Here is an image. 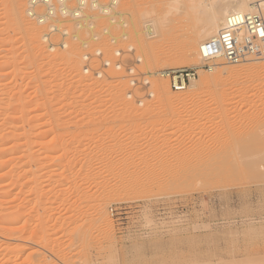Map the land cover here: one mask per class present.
<instances>
[{
  "label": "rangeland",
  "instance_id": "374dc122",
  "mask_svg": "<svg viewBox=\"0 0 264 264\" xmlns=\"http://www.w3.org/2000/svg\"><path fill=\"white\" fill-rule=\"evenodd\" d=\"M100 1L106 3L109 0ZM176 1L119 0L116 10L122 8L124 27L111 25L109 18L101 16L98 9L86 6L87 12L102 18L96 17L92 21L97 27L94 32L98 42L89 40L91 34L86 30L85 33L79 30V36L87 40L86 44L82 46L75 38L67 36V41L76 40L77 44L73 41L72 48L60 54L61 34L56 33L53 42L59 51L55 48L49 50L45 46L48 43L37 37L39 42L30 44L23 38L26 26H20L23 30L19 32L23 35L21 37L14 32L17 25L7 21L6 14L13 0H0V103L3 101L0 105L5 104L0 106V113L4 116L8 113L5 117L0 115L4 117H0L4 121L0 122V129L5 126V132L2 134L0 130V133L2 137L8 136L6 139L12 145L5 144V138L4 142L0 138V143L13 151L10 155L15 172L13 185L17 183L13 186L12 198H2L4 202L11 201L4 206L7 204L13 209L0 207V232L10 230L12 234V238H1L9 250H0V264H264V160L255 161L251 152L246 159L241 152L244 157L240 162V151L236 150L237 155L233 148L236 140L251 139L250 135L258 132L264 140V70L258 73L259 85L251 81L257 72L249 68L259 63L241 62L233 66L225 62L226 67L249 65V69L237 74L225 90L220 86L224 80L221 79L216 92L205 87L196 88L193 97L174 100L171 104L163 96L152 95L151 104L144 107L135 104L138 106L129 109L133 115L119 109L142 96L141 84L136 83L134 88V81H131L139 82L147 77L142 75L146 65H153V70L167 71L193 68L197 79L200 72L207 73L204 62L194 64L178 57L185 30L191 26L188 21L191 10L187 9L188 0ZM69 2L70 6L76 5L75 0ZM22 3L25 11L28 0ZM146 5L148 13H139V8ZM164 14L169 19V26L176 25V28L168 26L163 41L155 35L156 38L148 40L151 48L145 46V50V42L141 40L145 37L141 31L145 22ZM115 19H119L118 16ZM38 27L39 34L48 29L47 24ZM66 27L69 34L75 30L71 23ZM107 27L111 33L106 36L103 29ZM134 27L143 33L139 34L142 36H139L140 43L143 42L140 48L136 45ZM123 31L129 37H121ZM111 35L118 37L117 43ZM7 40L11 42L9 45ZM33 44L35 47L42 45L50 55L29 53ZM151 49L156 50L157 56L149 60L150 64L143 55L147 57ZM98 50L100 55H97ZM55 51L59 53L53 55ZM169 55H177L179 62L159 63L164 56L172 58ZM125 56L128 60L122 61ZM103 61L109 62L107 67L102 65ZM116 67L123 70L119 73L116 69L121 77L115 74ZM99 70L102 74H96ZM162 79L170 87L169 77ZM169 89L184 96L185 90ZM222 93L225 98L221 97ZM194 98L198 103L195 104ZM30 101L39 103L32 105ZM42 101L43 105H40ZM6 104L9 107L14 104L17 110L12 111L13 107L10 109ZM38 104L45 110L38 109ZM34 105L38 108L35 109ZM164 107L166 110L163 111ZM47 109L49 114V109L54 111L56 118L52 120ZM26 114L29 119L25 118ZM21 115H25V120ZM197 118L207 121L210 127L213 125L209 135L202 136L205 146L200 147L201 150H210L206 161L185 158L190 152L189 148L186 149L188 138L201 136V126L187 122ZM43 120L48 123L38 125ZM10 121H14V125ZM9 126L13 130L7 129ZM183 131L188 137L177 144V134ZM11 132H14L13 137ZM176 145L178 149L182 146L186 153L176 149ZM250 147V150L254 149L253 144ZM258 151L252 153L255 155ZM251 160L258 163L246 167ZM194 174L204 177H200L199 182L193 178ZM99 182L105 185V191ZM100 200L106 201L101 208L108 217L107 221L95 214Z\"/></svg>",
  "mask_w": 264,
  "mask_h": 264
},
{
  "label": "bare ground",
  "instance_id": "6f19581e",
  "mask_svg": "<svg viewBox=\"0 0 264 264\" xmlns=\"http://www.w3.org/2000/svg\"><path fill=\"white\" fill-rule=\"evenodd\" d=\"M22 1L23 0H13V2H12V4L11 5H9V6H7V7H9L8 8V11H7V14H6V17H7V21H8V23L9 22H11V23H15L16 25H17V28H15L16 29V31H15V29H14V32L17 34V32H18V34H19V32H22L23 30H21L20 29V26H22V25H25L26 27H25V31H23V34H24V37H23V35L22 34H19V35H22L21 37H23V38H26V40H28L29 42H30V44H32V42H39V40L37 41L36 40V37L37 38H40V40L42 39V41H46V43H48V45L46 44L45 46H47L48 48H49V50H54V35H56V33L58 34H61V36H62V40H61V42L59 43V47L61 48V50H60V54H63V53H65V52H67V50H70L71 48H72V46L73 45H71V44H73L72 42L74 41H72L71 42V40L69 41H67V39H66V37L67 36H70V37H72V38H75L78 42H79V44H81L82 46H84L85 44H86V42H87V40H84V39H82L80 36H82V35H80L79 36V33H80V31L79 30H83L84 31V33H85V30L88 32V33H90L91 35H90V37H89V40H95L96 38H95V36L97 35L95 32H94V28H96L97 29V27H95V25H94V23L92 22L93 21V19H95L96 17L98 18V17H100L101 18V16H103L104 15V17L106 16V17H108L109 18V23L112 25H114V24H117V25H119V26H121V27H124V23H125V20L123 19L124 17H123V12L121 11L122 10V8H121V10L120 11H118V10H116L117 8V4H118V2H119V0H109L108 2H106V3H102V1H100V0H75V2H76V5H72V6H70L68 3H70L69 1L70 0H58L59 1V8H58V10L61 12V14H65V13H68L69 15H70V17H64V18H53L52 17V14H53V10L55 9V6H54V3H53V1L54 0H28V5H27V8L25 9V11H24V7H23V3H22ZM123 1V0H122ZM174 1V0H173ZM209 1V0H208ZM207 0H188V4L186 3V5H188L189 6V8H187V9H190L189 11H190V16H189V12H187V14H188V16L189 17H191V19L190 20H188V21H190L191 22V26L190 27H188L189 25L187 24V26L186 27H188V28H186V33H182L183 35H184V38H183V40L180 42L181 43V45H180V51H179V58H180V60L182 59V60H184V61H186V62H192V63H194V64H197L198 62H203L202 61V58H201V52H200V46H201V44H202V42L204 41V40H206L207 38H210V37H213V36H215L217 33H218V31H219V29H220V27L222 26V24H223V22H224V20H225V18H226V16L229 14V13H231V12H235V11H238V12H243V13H245V12H251V11H253L254 9H256V8H262V9H264V0H234V1H226V0H210L209 2H208ZM72 2V1H71ZM160 2V1H159ZM176 2H178V0L176 1ZM180 2H182V0L180 1ZM183 2H185V0L183 1ZM179 3V2H178ZM177 3V4H178ZM39 4H43L45 7H44V10H42V8L41 9H39L38 8V5ZM123 4V3H122ZM185 5V4H184ZM5 6V8H7ZM86 6H90V8H92V9H98V11L100 12V15L101 14H103V15H99V16H97V14H96V16L94 15V14H90L89 12H87L86 11V9H85V7ZM161 6V5H160ZM138 8H139V6H137ZM174 7V6H173ZM177 9H178V7H176ZM179 8H180V5H179ZM185 8V9H186ZM36 9V10H35ZM140 10H139V13H144V11L146 12V13H148V11H149V7L146 5V6H142L141 8H139ZM182 9H184V8H182ZM136 10H137V8H136ZM151 10V9H150ZM175 10V9H174ZM9 12V13H8ZM181 12V11H180ZM185 12H186V10H185ZM98 13V12H97ZM138 13V12H137ZM183 14H185V13H183ZM187 14H186V17H187ZM35 16V17H34ZM116 16H118V18L119 19H115L116 18ZM157 17H156V19L154 20V21H156L157 22V24L158 25H156V22H154V21H150V20H148V21H150V22H145L146 24H144V29L143 30H141L144 34H145V37L142 39L141 38V40H143V42H145L144 43V46H143V42H141L140 43V38H139V34H141L142 32H139L138 30H136V28L134 27L133 29H134V36L136 37V39H137V44H136V42H135V44L137 45V47H142L143 46V48L146 46H148L149 48H151V46H149V41L148 40H152V39H154V38H156L157 36L159 37V38H161L160 40H162V39H164L166 36H167V33H168V29H167V27L169 26V22H167V20L169 21V19L167 18V16H165V14L164 15H156ZM159 16V17H158ZM182 17H185V16H182ZM182 17H180L181 19H182ZM131 18V17H130ZM148 18V17H147ZM173 18H175V16L173 17ZM39 19H41V21H39ZM45 19L47 20V21H45ZM102 19V18H101ZM107 19V18H106ZM115 19V20H114ZM185 19V18H184ZM99 20V19H98ZM178 20V19H177ZM171 21H174V20H171ZM179 21H180V19H179ZM103 22V21H102ZM181 22V21H180ZM73 24L74 25V31L73 32H71V34H69L68 33V29H67V27H69V26H67L66 27V25L67 24ZM105 23V22H104ZM177 23V22H176ZM175 23V24H176ZM186 23V22H185ZM45 24V26H46V24L48 25V29H47V31H44V32H41V34H39V31L40 30H38V28L40 29V27H38V26H41V25H44ZM174 24V23H173ZM180 24V23H179ZM11 25V24H10ZM100 25V24H99ZM98 25V26H99ZM102 25V24H101ZM107 26V25H106ZM109 26V25H108ZM132 26H134V25H132ZM156 26H158V28L156 27ZM171 26H176V25H171ZM171 26H169V27H171ZM12 27H14V25L12 26ZM65 27H66V29H65ZM71 27V26H70ZM8 28H10V27H8ZM44 28V27H43ZM100 28V27H99ZM113 28V27H112ZM176 28V27H175ZM11 29V28H10ZM100 29H102V28H100ZM105 29H107L106 31H105ZM105 29H103L104 30V35H106L107 33H111V32H109V28L107 27V28H105ZM181 29V28H180ZM17 30H19V31H17ZM21 30V31H20ZM43 30V29H42ZM46 30V29H45ZM67 30V31H66ZM112 30V29H111ZM169 30H170V28H169ZM183 30V29H182ZM173 31V30H172ZM83 33V32H82ZM81 33V34H82ZM142 33V34H143ZM177 33V32H176ZM96 34V35H95ZM87 35V34H86ZM108 35V34H107ZM106 35V36H107ZM127 35H128V33H126L125 31H123L122 33H121V37H123V38H125V37H127ZM155 35H157V36H155ZM178 35V34H177ZM183 35H182V37H183ZM40 36V37H39ZM99 36V35H98ZM144 36V35H143ZM103 37V36H102ZM128 37H129V35H128ZM140 37H142V36H140ZM181 37V38H182ZM18 38V37H17ZM20 38V37H19ZM69 38V37H68ZM85 38V37H84ZM108 38H109V36H108ZM111 38H112V40L115 42V43H117L116 42V40H117V38L118 37H116V36H112L111 35ZM180 38V37H179ZM180 38V39H181ZM10 41H11V39L10 38H8ZM134 39V38H133ZM57 40V39H56ZM74 41L75 43V45L77 44V41ZM88 40V41H89ZM106 40V39H105ZM6 41V40H5ZM8 41V40H7ZM28 41H26V43L28 42ZM96 41H97V39H96ZM99 41H101V40H99ZM126 41V40H125ZM136 41V40H135ZM163 41V40H162ZM9 42V41H8ZM7 42V43H8ZM23 42H24V40H23ZM28 42V43H29ZM58 42V41H57ZM56 42V43H57ZM92 42V41H91ZM98 42V41H97ZM96 42V44H98ZM131 42V41H130ZM158 42V41H157ZM161 42V41H160ZM179 42V41H178ZM11 42H9L8 43V45L10 44ZM27 43V44H28ZM103 43V42H102ZM106 43V42H105ZM105 43H103V44H105ZM126 43H129L128 42V40H127V42ZM24 44H25V42H24ZM30 44H28V45H30ZM45 44V43H44ZM107 44V43H106ZM108 44H109V42H108ZM111 44V43H110ZM146 44V45H145ZM148 44V45H147ZM12 45V44H11ZM15 45V44H14ZM23 45V44H22ZM26 45V44H25ZM26 46V49L29 47V46ZM75 45H74V47H75ZM88 45H89V43H88ZM88 45H86V46H88ZM102 45V44H101ZM132 45H134V44H132ZM132 45H130V46H132ZM142 45V46H141ZM151 45V44H150ZM154 45V44H153ZM31 46V45H30ZM34 46V47H33ZM33 46L32 47H30V50H31V48H32V50L31 51H29V53L30 52H32L35 56H37L38 54H44V53H47V51H46V49H45V47H42V45L40 46V45H38V47H35V44H33ZM55 46H57V44L55 45ZM81 46V47H82ZM96 46V45H95ZM123 46V45H122ZM9 47V46H8ZM11 47V46H10ZM23 47H24V45H23ZM73 47V48H74ZM137 47H135L136 48V51L138 50V48ZM146 47H145V50H146ZM147 47V48H148ZM15 48V47H14ZM45 50H44V49ZM47 48V49H48ZM87 48V47H86ZM85 48V49H86ZM90 48H91V46H90ZM100 48V47H99ZM9 49V48H8ZM56 49V48H55ZM67 49V50H66ZM133 49H134V47H133ZM12 50H13V48H12ZM15 50V49H14ZM17 50V49H16ZM23 50H24V48H23ZM22 50V51H23ZM28 50H29V48H28ZM56 50H58V48L56 49ZM73 50V49H72ZM107 50V49H106ZM148 50V49H147ZM10 51V50H9ZM50 51V52H51ZM59 51V50H58ZM58 51H55V52H52L53 53V55L54 54H58L59 52ZM76 51V50H75ZM82 51V50H81ZM88 51V50H87ZM134 51V50H133ZM135 51V52H136ZM141 51V50H140ZM156 50L154 49V50H149L148 52H147V57H145V55H143V57L146 59V61L147 62H149V60H151V59H153L154 57H156L157 55L155 54L156 52H155ZM159 51V50H158ZM178 51V50H177ZM27 52V51H26ZM70 52H72L73 53V51H70ZM70 52H68V53H70ZM80 52V51H79ZM142 52V54L144 53V50L143 51H141ZM140 52V53H141ZM12 53H14L15 54V51L13 52L12 51ZM12 53H10V55H12ZM91 53V52H90ZM93 53V52H92ZM138 53V52H137ZM139 53V54H140ZM47 54H49V51H48V53ZM46 54V55H47ZM59 54V55H60ZM73 54H75V53H73ZM121 54V53H120ZM126 54V53H125ZM146 54V53H145ZM25 55H28V53L26 54L25 53ZM50 55V54H49ZM70 55H71V53H70ZM116 56H112V57H116V58H118V54H115ZM123 55V54H122ZM173 55V54H172ZM178 55V54H177ZM177 55L174 57V56H171V55H169L170 57H172V58H169V57H167V56H164V57H162V58H160V61H159V63L160 62H162V65L164 64V63H166V62H168L169 60L170 61H173V63H174V61L176 62V60H177ZM13 57H14V55H12ZM111 57V58H112ZM128 57V56H127ZM199 57V58H198ZM12 57H10V59H11ZM111 58H110V60H111ZM129 58V57H128ZM130 58H132V57H130ZM143 58V59H144ZM158 58V57H157ZM122 59V58H121ZM124 59L125 60H128V59H126V56L123 58V60L122 61H124ZM141 59H142V57H141ZM109 60V61H110ZM113 61L114 60H116L115 58H113L112 59ZM111 60V61H112ZM118 60V59H117ZM157 60V59H156ZM5 61H7V60H5ZM90 61V60H89ZM119 61V60H118ZM122 61H120V64L121 63H123ZM152 61V60H151ZM158 61V60H157ZM114 62H117V61H114ZM177 62H179L178 60H177ZM226 61H224V59H222L221 57H216V58H214L213 59V61L210 63V65H209V67L207 68V69H205V71L207 72V73H203V74H201V72L199 73V78L197 79L196 77H194L195 76V73H196V71H195V73H194V76H192V75H190V78H189V83H188V85H187V87L184 89L185 90V92H183V94H184V96L182 95V94H178V95H176V94H174V93H172V91L169 89L170 87H168V84H167V82L164 80V79H162L163 77H168V75H169V71H167V70H153V68H152V66L153 65H151V67L149 66H147L146 65V70L142 73V75H145V76H147V77H145V76H143V77H145L142 81H139V79H138V81L139 82H135V80H132L131 81V83L133 84H131L134 88H136V83H140L141 85H140V88L143 90V93H142V96L139 98V99H132L126 106H124L125 108H119V109H121V110H123V111H125L126 113L128 112V114L129 113H131V115H133V113L132 112H130L131 111V109L132 108H134L135 106H147V105H149V103L151 102V101H153L152 99H153V96L152 95H157V96H163V98L168 102V104H171V102L172 101H174V100H181V99H184V98H189V97H193L194 96V94L197 92L196 91V88H200V87H202V88H207V89H209L210 91H215L216 90V87L218 86V84H220L219 82H220V80L221 79H224L223 80V83H221V87L223 88V90H225L224 88H228V86H229V84L232 82V80H234V78H235V76L237 75V74H242V73H244V71H246L247 69H249V68H251L252 70H254L255 72H257V73H255L256 75V77H254V79H252L251 81H253V83L254 84H257V82H258V80H259V75H258V73L259 72H261L262 70H264V59L263 60H255V58L254 59H247L246 61H243L242 62V64H252L253 62H255V63H259V65H254V66H249V65H247V66H249V68L247 67V66H242V67H239V68H234V67H230V66H228V67H226L224 64H226L225 63ZM51 63V62H50ZM87 63V62H86ZM92 63V62H91ZM90 63V64H91ZM146 63V62H145ZM144 63V64H145ZM150 63V62H149ZM171 63V62H170ZM181 63V62H180ZM2 64V63H1ZM53 64H55V63H53ZM53 64H52V67H53ZM143 64V65H144ZM146 64H148V63H146ZM151 64V63H150ZM49 65V64H48ZM89 65V64H88ZM118 65V64H117ZM116 65V66H117ZM156 65V64H155ZM222 65H224V66H222ZM233 66H234V64H232ZM50 66V65H49ZM54 67H55V65H54ZM88 67V66H87ZM90 67H93V66H90ZM154 67V66H153ZM162 67V66H161ZM123 68V67H122ZM116 69H119V67H116L114 70H116ZM156 69V68H155ZM183 69V68H182ZM122 70V69H121ZM121 70L119 69V73L121 72ZM140 70V69H139ZM123 71V70H122ZM194 71V70H193ZM115 72V71H114ZM119 73H117V70H116V73L115 74H117V76L118 75H120ZM140 73V74H141ZM135 74H136V72H135ZM140 74H138L139 76H141ZM224 78H223V77ZM118 77H121V75L120 76H118ZM136 78H137V76H135ZM142 77V78H143ZM160 77V78H159ZM124 79V78H123ZM122 81V80H121ZM118 84H119V82H118ZM258 84H259V82H258ZM138 85V84H137ZM260 85V84H259ZM116 86H118V85H116ZM120 86H121V83H120ZM220 87V88H221ZM256 87H257V85H256ZM259 87V86H258ZM129 88V87H128ZM127 88V89H128ZM139 88V87H138ZM241 89V88H240ZM124 90V89H123ZM184 90H182V91H184ZM127 91V90H126ZM196 91V92H195ZM260 91V90H259ZM262 91V90H261ZM128 92H129V89H128V91L126 92V95L128 94ZM216 92V91H215ZM218 92V91H217ZM219 92H220V90H219ZM226 92V91H225ZM263 92H264V90H263ZM124 93H125V90H124ZM124 93H122V95H125ZM224 93V92H223ZM223 93H222V95H221V97L223 96ZM211 94V93H210ZM215 93H213V95H214ZM219 94V93H218ZM261 94V93H260ZM15 95V94H14ZM19 95H21V94H19ZM18 95V96H19ZM219 95V96H220ZM227 95H228V93H227ZM17 96V95H16ZM22 96V95H21ZM20 96V97H21ZM59 96V95H58ZM61 96H63L62 94H61ZM66 96H67V94H66ZM212 96V95H211ZM260 96V95H259ZM261 96H263V95H261ZM260 96V97H261ZM19 97V98H20ZM64 97V96H63ZM74 97V96H73ZM72 97V98H73ZM224 97V96H223ZM225 97H226V95H225ZM224 97V98H225ZM56 98V97H55ZM60 98V97H59ZM62 98V97H61ZM65 98V97H64ZM64 98H62V99H64ZM1 99V98H0ZM3 99V98H2ZM10 99H12V98H10ZM21 99H23V96L21 97ZM46 99V98H45ZM51 99V98H50ZM52 99H53V97H52ZM71 99V98H70ZM194 99H196V98H194ZM223 99V98H222ZM16 100V99H15ZM14 100V101H15ZM25 100V99H24ZM48 100V99H47ZM12 102H13V100H11ZM19 101V100H18ZM17 101V102H18ZM49 101H51V100H49ZM60 101V100H59ZM67 101V100H66ZM194 102H195V104H196V102L198 101V99H196V100H193ZM3 101H1V103H2ZM4 102H6L7 103V101H4ZM8 102H9V100H8ZM16 102V101H15ZM15 102H14V104H15ZM34 102V101H33ZM33 102H31L30 101V103L33 105V104H36L37 105V103H39V102H36V103H33ZM51 102H53V100L51 101ZM56 102V101H55ZM65 101H63V103H64ZM67 102H69V101H67ZM66 102V103H67ZM138 102V103H137ZM264 102V101H263ZM0 103V104H1ZM11 103V102H10ZM46 103V102H45ZM66 103H64V104H66ZM198 103V102H197ZM8 105H9V103H7ZM6 104V106H8ZM14 104H13V106H12V104H11V107H9L12 111H15V110H17V109H14L15 107H14ZM19 104V103H18ZM27 104H28V102H27ZM30 104V105H31ZM43 105V101L42 102H40V105ZM47 104H48V102H47ZM47 104H45V106L47 105ZM52 104H54V103H52ZM56 104V103H55ZM59 104H61V102L59 103ZM58 104V105H59ZM69 104V103H68ZM135 104H138V105H135ZM151 104V103H150ZM194 104V103H193ZM192 104V105H193ZM225 104V103H224ZM2 105H5V104H2ZM2 105H0V106H2ZM39 105V104H38ZM39 105V106H40ZM50 105V104H49ZM133 105H134V107H133ZM17 106V105H16ZM21 107H22V105H20ZM54 106V105H53ZM56 106V105H55ZM197 106V105H196ZM25 107V106H24ZM33 107H35V105L33 106ZM32 107V108H33ZM52 107V106H51ZM191 107V106H190ZM193 107H194V105H193ZM222 107H223V105H222ZM1 108V107H0ZM3 108V107H2ZM17 108V107H16ZM26 108V107H25ZM36 108H38L37 106L35 107V109ZM41 108H43V106H40V108H38V109H41ZM49 108V107H48ZM53 108V107H52ZM54 108H56V107H54ZM131 108V109H130ZM192 108V107H191ZM232 108V107H231ZM234 108V107H233ZM236 108V107H235ZM7 108H5V110H6ZM14 109V110H13ZM57 109V108H56ZM129 109H130V111H129ZM1 110H3V109H1ZM8 111H9V109H7ZM22 110V109H21ZM27 110V109H26ZM30 110H32V109H30ZM43 110H45V107L43 108ZM50 110V114H49V112H48V109H47V114L48 115H51V119L53 120V118L55 117L56 118V114H55V112L54 111H51V109H49ZM164 110H166L165 109V107L163 108V111ZM189 110V109H188ZM196 110V109H195ZM12 111H10V112H12ZM41 111V110H40ZM194 111V110H193ZM3 112V111H2ZM6 112V111H5ZM4 112V113H5ZM27 111H25V113H26ZM29 112V111H28ZM57 112H59V111H57ZM95 112V111H94ZM119 112H120V110H119ZM144 112V111H143ZM145 112H146V110H145ZM178 113H179V111H177ZM7 113V112H6ZM5 113V116L6 115H8V113L6 114ZM16 113V112H15ZM15 113H14V115H15ZM40 113H42V112H40ZM96 113V112H95ZM100 113V112H99ZM175 113H176V111H175ZM196 113V112H195ZM198 113V112H197ZM2 113H0V115H1ZM24 114V113H23ZM93 114V113H92ZM174 114V113H173ZM204 114V113H203ZM205 114H207L206 112H205ZM209 114V113H208ZM207 114V115H208ZM3 115V114H2ZM11 114L9 113V116H10ZM16 115H18V114H16ZM15 115V116H16ZM31 115V114H30ZM56 115V116H55ZM61 115V114H60ZM130 115V114H129ZM175 115V114H174ZM176 115H178L177 113H176ZM194 115V114H193ZM4 116V115H3ZM4 116V117H5ZM13 116V115H12ZM22 116V118L25 116V115H21ZM20 116V117H21ZM28 116H29V114H28ZM46 117H47V115H45ZM59 116V115H58ZM96 116V115H95ZM94 116V117H95ZM98 116H99V114H98ZM0 117H2V116H0ZM4 117H2L3 119H4ZM32 118H35V117H33V116H31ZM92 117V116H91ZM196 117H197V115H196ZM12 118V117H11ZM14 118V117H13ZM22 118L20 119V120H22ZM25 118H28L27 117V114H26V117ZM30 118V117H29ZM28 118V119H29ZM48 118V117H47ZM49 118H50V116H49ZM58 118V117H57ZM95 118H97V117H95ZM9 119H10V117H9ZM16 119V117L13 119V120H15ZM92 119V118H91ZM197 119H199V118H197ZM197 119H191L190 121H188L187 120V122L189 123V124H192V125H200L201 126V129H202V132H201V136L200 135H196V136H194V137H192V136H190L189 138H188V141L186 142L187 143V148L186 149H190V152H188L187 154V157H185V158H189L188 159V161L190 160V161H201V160H207V158L208 157H210L209 156V152H210V150H209V148L207 149V150H201V148L200 147H204L205 146V142H204V138L202 137L203 135L205 136V135H209V133L211 132V130H212V126L210 127V124H207L208 122L207 121H201L200 119L199 120H197ZM23 120H25L24 118H23ZM41 120V119H40ZM173 120V119H172ZM56 121V120H55ZM233 121V120H232ZM0 122H2V120H0ZM4 122V121H3ZM2 122V123H3ZM5 122H6V119H5ZM10 122H12V121H10ZM14 122V121H13ZM13 122H12V124H13ZM20 121H18V123H19ZM52 122V121H51ZM170 122V121H169ZM172 122V121H171ZM186 122V121H185ZM185 122H182V123H185ZM207 122V123H206ZM226 122V121H225ZM6 123H8V121L6 122ZM16 123V122H15ZM39 123V122H38ZM46 123H48V122H44V120L43 121H40V123L38 124V125H40V126H44ZM50 123V122H49ZM53 123V122H52ZM173 123V122H172ZM229 123V122H228ZM5 124V123H4ZM20 124V123H19ZM55 124H56V122H55ZM7 125V124H6ZM14 125V124H13ZM13 125H11L12 127H13ZM21 125V124H20ZM35 125H36V123H35ZM11 126H9V128H7V129H10L11 128ZM18 126V125H17ZM16 126V127H17ZM23 126V125H22ZM32 126H34V125H32ZM1 127H3V125H1ZM5 127V126H4ZM4 127L2 128V129H0V130H2L1 131V133L2 132H5V131H3V129H4ZM6 127H8V126H6ZM36 126H34V128H35ZM38 127V126H37ZM33 128V127H32ZM6 129V128H5ZM12 130H13V128H11ZM10 129V130H11ZM214 129V128H213ZM15 130V129H14ZM9 131V130H8ZM8 131H6L7 133H8ZM17 131V130H16ZM258 131V130H257ZM0 133V138L2 139V142H4L3 140H4V138L6 139V137H8V136H3L2 137V134ZM12 133V137H13V134H14V132H11ZM179 133V132H178ZM259 133V132H258ZM258 133L257 134H252V135H254V137L252 136V135H250L249 137L251 138V139H247V137L246 138H244V140H236L234 143H233V148H235L234 150L236 151H240V156L238 155V153H237V151H236V153L235 154H237L238 155V158H239V160H240V162L241 161H243L242 159H241V157L243 158L244 156H247V158L246 159H248V155H250V152H251V155H252V157H254V159H255V161L257 160V159H259V161H260V158H261V161H263L264 159H262V158H264V140H262L263 138H262V136L260 137V135H258ZM190 134V133H189ZM260 134V133H259ZM4 135H7V134H4ZM178 136H177V138H176V140L179 142V143H177V144H180V142H184L183 140H185V138H187L188 137V133H185L184 131L183 132H181L180 134H177ZM10 136H11V134H10ZM12 137H10L11 139H12ZM14 137H15V135H14ZM9 138V137H8ZM7 138V139H8ZM6 139V142H5V144H7L8 146H9V144H10V141L9 140H7ZM175 140V141H176ZM210 140V139H209ZM251 140V141H250ZM7 141H9L8 143H7ZM0 142H1V140H0ZM250 142V143H249ZM228 143V142H227ZM4 143H0V207L2 208V206H3V209L4 208H9L10 206L8 205L7 206V204L4 206V204L5 203H10L11 201H5L4 202V200L2 199V198H7L6 200H10L12 197H10V195H11V193L13 192V190L15 189L13 186H16V184L15 185H13V182H14V178H13V175H14V173H13V170H14V168H13V162H12V156H10L11 155V152H13V151H11L10 149H8V146L6 147L5 145H3ZM14 144V143H13ZM230 145H231V143H229ZM228 144V145H229ZM251 144H253V147L252 148H254V149H252V150H250L251 149ZM12 144H10V146H11ZM15 145V144H14ZM181 145H183V144H181ZM248 145H250V146H248ZM256 147H255V146ZM260 145L262 146L261 148H258V147H260ZM180 146V145H179ZM225 146H226V144H225ZM232 147V146H231ZM10 148V147H9ZM17 148H19V147H17ZM16 147H15V149H17ZM198 148H200V149H198ZM230 148V147H229ZM14 149V148H13ZM176 149H178V146L176 145ZM182 149V150H181ZM181 149H180V147H179V149L178 150H181V152L183 151V147L181 146ZM188 149V150H189ZM210 149H212V147L210 148ZM260 150V151H258V153L256 154L255 153V155H254V153H252L253 152V150ZM49 150V149H48ZM54 150V149H53ZM185 150V149H184ZM201 150V151H200ZM242 150V151H241ZM51 151V150H50ZM192 151L193 152H196V153H192ZM199 151V152H198ZM228 151H231L230 149H228ZM244 151V152H243ZM184 153H186L185 151H183ZM198 152V153H197ZM234 152V151H233ZM241 152H242V154L244 155V156H241ZM183 153V154H184ZM189 153L191 154V155H189ZM13 155V154H12ZM211 155V154H210ZM250 155V156H251ZM254 155V156H253ZM183 156V155H182ZM249 156V157H250ZM22 157V156H21ZM236 159H238L237 157H235ZM234 158V159H235ZM24 159V158H23ZM22 159V160H23ZM209 159V158H208ZM205 160V161H206ZM253 160V159H252ZM252 160L251 161H249L250 162V165H249V163L247 164V162H244L245 164L244 165H246V167L247 166H250V167H252V164L254 163V162H252ZM247 161V160H246ZM237 162V161H236ZM252 162V163H251ZM255 163H258V161L257 162H255ZM254 163V164H255ZM260 163V162H259ZM262 163V162H261ZM237 164V163H236ZM235 164V165H236ZM243 165V166H244ZM243 169H245V168H243ZM15 176V175H14ZM203 176V175H202ZM202 176H200V175H198V174H194L193 175V178L195 179V180H197L198 179V181L200 180V177L203 179V177ZM192 177V176H191ZM206 178V177H205ZM206 180V179H205ZM197 182V181H196ZM200 182V181H199ZM202 182V181H201ZM100 183V182H99ZM98 183V184H99ZM195 183V182H194ZM24 184H26V183H24ZM98 184H96V185H98ZM21 185V184H20ZM100 186L102 187V189L105 191V185L104 184H101L100 183ZM100 186H98V187H100ZM19 187H22V185L21 186H19ZM21 190V189H20ZM106 197H107V195H106ZM105 197V198H106ZM8 198H10V199H8ZM3 200V201H2ZM108 201V200H107ZM106 203V201H102V200H100V202L99 203H97V205L98 206H96L97 208L95 209L96 210V216L98 217V218H100V219H102V221H107L108 220V217H107V215H106V213L104 212V209H102L101 207H103L102 206V204L104 205ZM11 205V204H10ZM0 208V209H1ZM10 208H12V206L10 207ZM104 208V207H103ZM2 209V210H3ZM13 209V208H12ZM10 210V209H9ZM10 223V222H9ZM107 223V222H106ZM107 225V224H106ZM25 226H27L26 225V223H25ZM4 231H5V229L4 228H2ZM10 231V230H9ZM9 231H7V233H3L2 234V232H0V250H2V251H8L9 250V248L7 249V245L5 246V242H3V238L5 237V238H7V237H10L12 234H11V231L9 232ZM8 235V236H7ZM4 236V237H3ZM2 238V239H1ZM10 238H12V237H10ZM41 239V238H40ZM7 241V240H6ZM4 244V245H3Z\"/></svg>",
  "mask_w": 264,
  "mask_h": 264
},
{
  "label": "built area",
  "instance_id": "2783aa9c",
  "mask_svg": "<svg viewBox=\"0 0 264 264\" xmlns=\"http://www.w3.org/2000/svg\"><path fill=\"white\" fill-rule=\"evenodd\" d=\"M53 3L55 6L52 14L53 18L70 17L68 13L61 14L58 10V0H54ZM39 5L44 10L45 6L43 4ZM45 21L47 20L45 19ZM200 52L204 62L203 66L207 68L216 57H221L228 64H238L254 58L255 60H263L264 9L256 8L251 12L235 11L229 13L218 33L202 42ZM100 54L101 52L98 50L97 55ZM107 63L109 64V62ZM107 63L103 61L102 65L107 67ZM100 73L101 70L96 71V74ZM194 73L193 68L169 70L168 77L171 89L174 91L184 90L189 83L190 75L194 76Z\"/></svg>",
  "mask_w": 264,
  "mask_h": 264
}]
</instances>
